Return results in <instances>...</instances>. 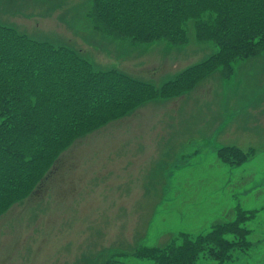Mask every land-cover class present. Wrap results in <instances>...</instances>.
<instances>
[{
  "label": "rangeland",
  "instance_id": "rangeland-1",
  "mask_svg": "<svg viewBox=\"0 0 264 264\" xmlns=\"http://www.w3.org/2000/svg\"><path fill=\"white\" fill-rule=\"evenodd\" d=\"M92 5L93 0H0V25L31 40L66 46L100 70L110 68L108 60L124 65L139 51L131 50L134 43L128 38L95 27ZM154 42L173 44L165 39ZM184 43L193 58L202 54L197 64L218 50L213 42L196 37L192 20L185 25ZM160 47L161 53H151V66H141L139 73L162 74L170 67L175 52L169 45ZM263 51L249 56L257 63L243 71L246 94L264 93V71L257 67L264 62ZM240 60L245 59L231 63ZM177 73L164 74L160 82ZM212 104L219 108L216 98ZM232 104L239 111L227 118L209 114L208 129L201 131L208 138L176 132L165 159H138L143 149L116 147L119 134H107L101 145L93 141L78 153L73 140V158L67 154L57 161V173H49L37 205L18 206L0 216L12 219L0 227V264H154L136 250L208 232L209 256L198 253L197 264H264V95L243 96ZM250 109L257 112L250 115ZM234 124L240 126V136L228 132ZM238 141L245 151L232 145ZM149 157L150 150L144 158ZM142 188L144 196L139 195ZM131 189L133 210L124 204L111 210ZM93 195L100 209L72 210V204ZM46 197L55 204L69 199L70 211L53 212Z\"/></svg>",
  "mask_w": 264,
  "mask_h": 264
},
{
  "label": "trees",
  "instance_id": "trees-1",
  "mask_svg": "<svg viewBox=\"0 0 264 264\" xmlns=\"http://www.w3.org/2000/svg\"><path fill=\"white\" fill-rule=\"evenodd\" d=\"M90 17L95 27L133 43L165 39L172 45L185 44L192 20L196 37L218 50L156 92L117 70H96L66 46L0 25V215L28 196L38 199L55 160L98 124L153 95L190 89L218 67L228 76L232 61L264 50V0H93ZM211 239L208 232L135 254L154 264H197L198 253L209 256Z\"/></svg>",
  "mask_w": 264,
  "mask_h": 264
},
{
  "label": "crops",
  "instance_id": "crops-1",
  "mask_svg": "<svg viewBox=\"0 0 264 264\" xmlns=\"http://www.w3.org/2000/svg\"><path fill=\"white\" fill-rule=\"evenodd\" d=\"M164 44L169 45V47L175 52V57L170 60V67L163 69L164 72L162 74L160 72H155L152 75L139 73L138 71L142 68L141 66L147 64L151 66L149 63L151 53H161L163 50L160 46ZM130 48L132 51H139L138 54L136 56H129V60L125 62L124 65L119 62L114 65L113 60H108L111 66L106 70H122L126 75L139 80V82L152 85L156 92L168 82H160L164 74L170 73V77H172L178 72L172 79L174 80L176 77L184 73L185 69L188 68L186 66L196 64V62L201 60L200 57H202V54L197 52V56L193 58L191 53H187L188 46L185 44L172 45L170 43L158 44L153 42L150 45L132 44L130 45ZM244 59L245 60L236 61L230 64L231 72L228 78H225L222 71L217 68L201 77L190 89L182 92L179 91L175 96H151L125 113L121 119L108 121L97 130L75 140V145H77L78 148L77 153L84 145L90 144L93 141H95L96 146L101 145L100 143L105 142L107 134H119L120 138L114 141L116 142V147L143 149V151L137 153L136 156L139 157L138 159H165L168 152L167 149L171 148L169 141L176 132L187 130L189 131L190 138H208L209 136L203 134L201 131H206L208 129L209 114L227 118L239 111L237 105L232 104L233 100L237 103L243 96L250 95L254 97L264 95V93L261 92L246 94L247 86L243 82V71L248 66L253 67L257 62L254 60V57L247 56ZM258 64L257 67L262 69L260 72L264 71V62L261 61ZM96 69L100 70L98 67ZM153 83H156V85ZM215 98L217 99L219 108H213L212 103ZM256 112L257 110L254 109L249 110L250 115H254ZM261 121L264 122V118H262ZM223 122L224 119H221L218 122V125ZM228 132H233L240 136V126L234 124L228 129ZM109 141H112V139ZM75 145H69V147L63 151V157L61 156V158H64V156L66 157L68 154L71 156L68 158L72 159L74 155L73 148ZM232 145L245 151V144L242 141H238ZM148 150H150V157L144 158ZM58 160L59 159L55 160L49 171L53 176L57 173L56 164ZM104 161L105 160H102V163ZM47 177H49V174ZM139 195L144 196L143 188ZM127 196L128 198L125 201L113 204L116 207H112L111 210L116 211L117 205L119 204H124L128 211L133 210L132 208L136 205L133 189H131V192L129 195L127 194ZM28 198H30V196L25 200ZM96 198L98 197L93 195L78 201L77 204L71 203L74 206L72 210L80 211L79 207H82L83 210L93 211L95 210L93 209L94 206L100 209L102 204L98 206ZM25 200L23 201L25 203L20 206V209L25 204L37 205V201L33 202L35 201L33 198L31 199L33 202L31 204L30 202L26 203ZM46 202L49 206H53V212L70 211L71 204H68L69 199L65 201V204H55L51 198L46 197ZM18 204L19 202L14 204L9 210L16 208ZM87 205L88 207H86ZM11 220L12 219H6L5 221L0 220V227L6 222H11ZM68 220L69 218L66 219V221Z\"/></svg>",
  "mask_w": 264,
  "mask_h": 264
}]
</instances>
